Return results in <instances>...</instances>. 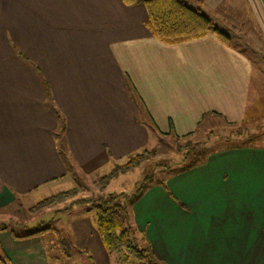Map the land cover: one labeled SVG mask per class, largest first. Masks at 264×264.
<instances>
[{
  "label": "crops",
  "instance_id": "obj_1",
  "mask_svg": "<svg viewBox=\"0 0 264 264\" xmlns=\"http://www.w3.org/2000/svg\"><path fill=\"white\" fill-rule=\"evenodd\" d=\"M183 1L229 34L231 46L214 33L162 43L143 0H0V221L58 191L62 200L74 195L65 191L63 150L77 168L119 165L153 136L260 120L252 88L264 69L234 44L227 23L242 3L264 43V0ZM164 180L168 192L150 183L130 210L138 241L160 264H264V146L207 152ZM75 201L44 209L72 212ZM1 226L0 260L8 264H82L69 255L50 262L42 234L15 236ZM75 229L78 249L108 264L96 222Z\"/></svg>",
  "mask_w": 264,
  "mask_h": 264
},
{
  "label": "rangeland",
  "instance_id": "obj_2",
  "mask_svg": "<svg viewBox=\"0 0 264 264\" xmlns=\"http://www.w3.org/2000/svg\"><path fill=\"white\" fill-rule=\"evenodd\" d=\"M235 10L237 16L227 23L230 33L235 38L234 44L251 57L255 69L262 70L264 69V43L257 34L253 26L254 21L249 17L245 5L241 3ZM260 76L263 77L262 81L257 82L255 78L253 79V83H258L257 89L252 88L253 95L257 96L261 103L260 120L255 119L236 125L216 120L207 123L206 126L204 124L193 137L177 139L174 136L162 138L153 136L149 147L145 149L152 154L141 161L137 167H129L127 172L118 167L122 168L136 154L126 161H120L119 165L96 163L93 167L86 169L87 166L82 168L72 166L69 155L63 150L62 156L71 172L67 181L68 190L65 191H74V195L62 200L64 195L58 191L59 193L57 192L54 196L56 199L54 202L59 203L61 200L62 203H69L71 200L84 199L87 203H76L77 206L72 212L64 208H60V212L56 211L58 209H44L47 205L44 207L40 204L33 208L15 207L3 213L6 215L2 218H9L5 222L0 221V226L3 224L1 228L9 229L15 236L42 234V243L50 262L64 261L67 259L66 255H69L75 263L92 264L91 260H94L95 264H101L100 257L92 255L93 250H79L73 236L75 228L95 222L94 203L99 204L101 200H107L111 193L132 195L143 182L148 183V179L150 182L146 188L150 183L177 173L182 167V164H177L180 160L178 151L185 153L189 145L193 146L196 143L203 145L206 153L239 145L264 146V72ZM116 168H118L117 174H112ZM86 204H90L89 211ZM92 241H95L94 237H92ZM135 242L141 249L148 246L146 242L141 241L140 243L137 236ZM81 252L83 253L81 254ZM110 256L108 264H137L134 259H131L129 263L120 262L116 252ZM56 258L58 259L56 260Z\"/></svg>",
  "mask_w": 264,
  "mask_h": 264
},
{
  "label": "trees",
  "instance_id": "obj_3",
  "mask_svg": "<svg viewBox=\"0 0 264 264\" xmlns=\"http://www.w3.org/2000/svg\"><path fill=\"white\" fill-rule=\"evenodd\" d=\"M138 1L124 0V3L134 5ZM143 3L148 14V28L153 36L164 44L184 43L203 37L208 33H214L223 44L231 46L229 35L219 31L206 15L189 7L183 0H143ZM173 136L178 139L190 135L179 137L174 134ZM150 154L152 153L144 151L135 155L122 168H118L127 172L129 167H137ZM178 154H180V160L177 164H182L180 171L183 172L198 166L203 161L206 151L203 145L196 143L193 146L189 145L185 153L178 151ZM118 168L112 174H117L116 170ZM149 182L150 179H148ZM148 183L143 182L141 187L132 195L111 193L107 200H101L99 204H93L94 209H96V227L103 246L109 254L116 252L119 255L120 262L129 263L131 259H134L137 264H160L149 246L141 249L135 242L136 232L130 216L131 207L143 196ZM156 184H159L168 192L164 179L156 181ZM55 200V197H53L40 203V206L52 204ZM74 203H87V201L79 199ZM0 262L3 264L9 263L5 259H1Z\"/></svg>",
  "mask_w": 264,
  "mask_h": 264
}]
</instances>
